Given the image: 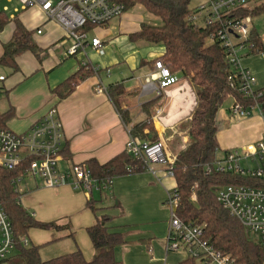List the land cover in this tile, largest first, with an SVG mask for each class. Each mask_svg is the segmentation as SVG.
Returning <instances> with one entry per match:
<instances>
[{
	"label": "crops",
	"instance_id": "1",
	"mask_svg": "<svg viewBox=\"0 0 264 264\" xmlns=\"http://www.w3.org/2000/svg\"><path fill=\"white\" fill-rule=\"evenodd\" d=\"M209 1L211 0H192L189 8L195 11ZM259 4L261 3L253 2L249 9H254ZM136 9L135 6L107 25L89 30L85 53L74 57L66 56L71 43L65 38L64 31L54 23H46L40 11H24L26 14L39 15L31 19V24L25 18L22 19L24 13L19 14L18 20L26 30L33 33L32 39L39 48L40 56L38 58L31 52L24 53L17 58L20 68L18 73L12 74L10 78L0 75L5 77L0 88L8 92L7 97H4L8 100L9 109L14 111V117L8 123L9 130L18 134L25 133L50 109L56 108L64 126L65 143L70 150L72 162L81 164L96 159L103 164L125 150L128 132L134 125L146 120L149 115L155 120L160 110V116L154 124L167 156L176 159L179 152L189 144V136L181 128L188 124L193 115L197 104L196 91L179 73L176 74L178 84L166 90L158 87L159 71L156 63L164 55L165 48L134 38L140 32L142 24H149L147 20L150 21L151 15L154 16L145 8L143 11ZM196 22L202 24L203 18L199 17ZM35 26L36 29H43L41 35L36 34ZM9 28L11 33L0 41V57L3 54V44L13 37L15 25L11 23L0 32L5 33ZM93 38L101 40L104 53L96 52L90 47ZM85 61H89L98 70V74L83 69L81 63ZM241 65L255 76L256 89H264V53L250 56L245 54ZM71 78L76 79L73 92L65 99H60L53 92L54 89ZM148 81L153 82L157 88H149ZM99 85L105 89L115 85L124 87L125 94L117 99V104L121 110L128 112V123L123 121L107 93L96 92ZM228 101L217 114V140L222 154L229 150L243 152L257 144L264 135L263 118L253 116L235 120L230 113L234 99ZM62 165L68 167L71 163ZM154 169L158 172L156 176L143 171L117 177L110 190L94 195L103 207L98 216H109L111 221L107 226L124 233L126 237L127 243L116 249V257L123 264L168 262L169 254H165L164 258L163 255L166 252L170 213L164 202L167 193L176 187V182L164 174V166ZM45 189L35 180L25 184L24 201L40 195L47 198L45 201L36 200V211L31 214L35 218L37 215L40 222H56L60 226L70 227V219L74 226L79 225L81 235L72 229L71 231L75 233L76 242L85 258L91 260L94 249L85 230L95 224L96 219L87 209L86 196L68 186ZM83 219L86 220L85 223L81 222ZM40 233L35 235L39 241L48 240L55 235L57 240L70 232Z\"/></svg>",
	"mask_w": 264,
	"mask_h": 264
},
{
	"label": "trees",
	"instance_id": "2",
	"mask_svg": "<svg viewBox=\"0 0 264 264\" xmlns=\"http://www.w3.org/2000/svg\"><path fill=\"white\" fill-rule=\"evenodd\" d=\"M115 1L125 7V12L141 4L162 20L163 24L160 27L142 24L140 32L134 38L162 45L165 53L159 60L173 74H182L196 91L197 104L193 115L188 124L181 128L187 132L189 144L179 152L173 166L178 218L202 226L206 239L221 253L230 256L235 264H264V247L257 240L253 241L244 226L217 200L218 190L225 186L244 185L264 189V178L221 173L215 169L207 174V166L212 167L219 159V154H222L217 140L219 110L231 98L244 108L255 103L254 98L246 97L239 90V78L226 59L227 49L216 37L220 25L202 26L191 20V16L197 13V10L193 11L189 8L192 0ZM263 14L264 2L254 9L240 10L237 16L241 18L250 16L255 19ZM18 16L10 19L8 13H0V32L11 23L15 25L13 37L8 43L3 44V54L0 57V66L12 69V74L20 71L17 63L19 56L27 52L38 58L40 56L39 48L32 39L33 33L24 28ZM91 29L93 28L87 27V30ZM247 41L253 44V48L246 53V56L264 53V39L255 28L252 29ZM75 80L71 78L56 87L53 92L60 99H65L73 92ZM260 91L263 95L258 102L264 106V89ZM107 94L123 121L128 123V112L121 110L117 104V99L125 94L124 87L110 86ZM1 95L7 97L8 92L0 88ZM13 117L12 108L6 112L0 111V129H9L8 123ZM154 125L149 115L146 120L131 128V134L142 141L158 142L160 139ZM61 155L66 162L76 165L72 162L65 140ZM28 165L29 161L23 162L14 169L0 167V204L12 223L17 240L16 252L10 258L12 262L15 264H123L116 257V249L127 243L126 237L124 233L107 226L111 221L109 216H98L103 207L100 206L101 201L96 200L94 195L86 203L88 210L96 219V223L85 230L94 249L91 260H87L83 252L78 250L44 261L40 257L39 245L32 246L29 243L25 247L20 242L22 237H29L32 242L30 233L33 230L57 233L69 231L67 236L59 240L64 237L75 239V233L69 226H60L56 222H40L21 205L19 193L16 191V180L24 175ZM79 165L90 169L95 177L101 179L145 171L143 164L126 149L106 163L102 164L96 159H90ZM178 264H196V261L185 258Z\"/></svg>",
	"mask_w": 264,
	"mask_h": 264
},
{
	"label": "built area",
	"instance_id": "3",
	"mask_svg": "<svg viewBox=\"0 0 264 264\" xmlns=\"http://www.w3.org/2000/svg\"><path fill=\"white\" fill-rule=\"evenodd\" d=\"M253 2L263 3L264 0H211L191 16L193 21L202 17V26L220 25L216 37L227 49L226 59L239 78V90L246 97L255 99V103L247 108L234 101L230 113L235 120L253 116L264 119V106L258 102L263 93L256 89L257 80L252 72L241 65L242 57L253 48V44L247 41L253 29V18H241L237 13L240 10H251L249 7ZM7 3H15L13 14L36 9L43 14L46 23L59 26L67 41L71 43L67 57L85 53L89 31L87 27H103L125 13V7L115 0H7ZM0 13L12 12L9 7H5ZM42 33L43 29L38 27L36 34ZM90 47L96 52L104 53V45L99 38H93ZM81 66L98 74V70L89 61L82 62ZM156 68L159 71L157 82L160 89L166 90L179 83L178 76L161 61L156 63ZM4 80L5 77H0V82ZM147 86L157 88L150 81ZM96 92L107 93V89L99 85ZM158 115L160 116V110ZM158 117L154 121H157ZM128 134L125 149L143 164L145 171L156 176L158 172L154 166H164V174L174 179L173 166L176 159L167 156L163 142L142 141L132 136L130 130ZM64 140V126L56 108L50 109L40 122L25 133L18 134L9 129H0V167L14 169L29 161L24 175L16 180L17 192L18 185L25 177H31L35 181L40 179L43 187L49 190L68 186L74 191L82 192L87 200L92 199L94 193L113 187L114 177L97 178L90 169L79 164L63 167L62 164L68 163L61 155ZM221 155L212 167L207 166V174L215 169L221 173L264 178V135L257 144L243 152L229 150ZM242 161L248 166L242 168ZM174 189L167 193L164 202L170 213L166 254L182 252L186 254V258L195 260L196 264H235L230 256L221 253L206 239L202 226L178 218L177 195ZM217 200L249 234L255 235L257 242L264 247V189L244 185L225 186L218 190ZM32 216L34 217V214ZM20 242L25 247L29 245L26 237L20 238ZM16 247L17 240L12 223L0 204V263L9 260L15 254ZM165 264L169 263L165 261Z\"/></svg>",
	"mask_w": 264,
	"mask_h": 264
},
{
	"label": "rangeland",
	"instance_id": "4",
	"mask_svg": "<svg viewBox=\"0 0 264 264\" xmlns=\"http://www.w3.org/2000/svg\"><path fill=\"white\" fill-rule=\"evenodd\" d=\"M13 4H8L7 3V0H2L0 1V12H2L4 10L5 7H9L11 12L9 15V18L10 19H13L14 16H17L19 14H23V18L22 19H26L25 21L29 22L31 24V22H33V20H31L32 18L35 17H38L39 15H36V14H31V13H27L26 12H21L19 14H13ZM136 8L138 10H142L145 8H143V5H136ZM136 9V10H137ZM145 10L150 13L146 8ZM20 16V15H19ZM147 23L151 24V25H154V26H157V27H160L162 26V20L159 18V17H156V16H152L151 15V19L150 21L147 20ZM254 26H255V29L257 30V32L259 33V35L264 39V14L255 18L254 19ZM33 27V26H31ZM37 26H35V29H36ZM98 28V27H97ZM11 33V28H9L5 33H0V41H3L6 37V35L8 33ZM12 69L8 68V67H5V66H0V75H3L7 78H10L12 76ZM2 86V83L0 82V87ZM230 104V101L227 102V105ZM9 109V103H8V100L4 97V95H1L0 96V110L1 111H4L6 112L7 110ZM152 122L154 123V120H152ZM155 126V125H154ZM155 129H156V126H155ZM131 131V130H130ZM157 132V130H156ZM158 135V133H157ZM159 137V136H158ZM170 144L172 145L173 142L171 141ZM222 155L219 154V157H221ZM248 166V164L245 162V161H242L241 163V167L244 168ZM158 166H154V168H156ZM32 178L31 177H25L23 179V181L18 185V192H19V197H22L23 200L21 201V205L31 214L34 210L36 211V209L34 208V204L35 202H37L38 200H47V198L45 197V195H40V197H35L33 198L32 200H25L24 201V198L26 197L24 195V191H25V184H30L32 182ZM37 183L41 186H43L42 184V181L40 179L37 180ZM45 190H49V189H45ZM27 194H28V191H27ZM96 193H94L95 195ZM96 196V195H95ZM95 198V197H94ZM37 200V201H36ZM166 207V206H165ZM88 209V208H87ZM35 219H38V216L36 215V218ZM85 219L81 220L82 223H85ZM68 222L71 223L70 227L71 229L76 232L77 234L81 235L80 232H81V227L79 225H75L71 222L70 219H68ZM86 227V226H85ZM45 232V231H43ZM37 233H40V230L39 232H35L32 231L31 232V238H32V242L30 241V238L27 237L29 243L33 246V245H39V253H40V257L42 260L46 261V260H50V259H54L56 257H60L62 255H65V254H69V253H73V252H76L78 250H80V246L78 245V243L76 242V239H73V238H67V237H64L63 239H57L55 240V237L56 235L53 237V238H50L48 240L44 239L42 241H39L37 238H35V235H37ZM41 234V233H40ZM43 235L45 233H42ZM63 236V234H62ZM250 238L256 242L257 238L255 235H252L250 234ZM166 248V247H165ZM165 254L166 252L164 251V255H163V258L165 257ZM186 258V254L185 253H182V252H170L169 255L167 256V259H168V263L169 264H178L180 261L184 260ZM0 264H15L14 262H12V259H9L8 262H3V263H0Z\"/></svg>",
	"mask_w": 264,
	"mask_h": 264
}]
</instances>
